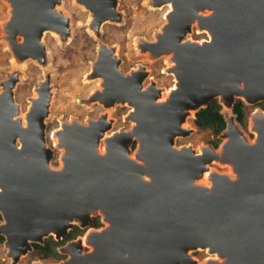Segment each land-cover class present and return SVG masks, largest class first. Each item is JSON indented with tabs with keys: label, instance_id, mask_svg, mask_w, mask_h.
I'll return each instance as SVG.
<instances>
[{
	"label": "water",
	"instance_id": "water-1",
	"mask_svg": "<svg viewBox=\"0 0 264 264\" xmlns=\"http://www.w3.org/2000/svg\"><path fill=\"white\" fill-rule=\"evenodd\" d=\"M158 1H171L173 9L155 41L141 50L153 56L171 53L176 88L166 101H158L161 90L154 83L141 90L142 70L125 78L115 51L99 43L88 77L102 80L104 93L98 95L105 108L132 107L125 119L134 124L104 141L105 155L97 146L111 126L106 114L97 122L87 120L88 125L62 122L56 147L65 150L60 158L64 170H51L54 151L46 144L44 124L50 76L37 89L40 102L30 110L25 127L13 119L18 75L2 83L1 236L12 264L49 236L61 241L74 225L89 227L94 216L107 225L91 230L89 247L79 237L59 248L67 258L57 264H195L190 252L196 250L211 256L204 264H264V111L255 107L249 113L246 129L252 139L232 113L237 100L250 107L264 101V0ZM74 2L86 5L96 19L88 23L97 38L104 23L120 21L116 0ZM6 3L10 16L3 26L4 40L13 62L46 65V32L61 44L70 38L66 13L56 11L62 1ZM193 28L210 36L201 43L183 40ZM213 100L225 122L218 136L222 142L200 148L201 153L190 146L175 147V139L190 132L182 128L185 120H194ZM212 163L228 164L231 175L210 169ZM206 171L209 187L196 183Z\"/></svg>",
	"mask_w": 264,
	"mask_h": 264
},
{
	"label": "rangeland",
	"instance_id": "rangeland-1",
	"mask_svg": "<svg viewBox=\"0 0 264 264\" xmlns=\"http://www.w3.org/2000/svg\"><path fill=\"white\" fill-rule=\"evenodd\" d=\"M61 1L62 9H64L70 22V38L65 44H61L51 31H47L43 43L49 52L48 62L41 66L32 60L22 64L13 62L12 53L4 40L3 31L4 23L10 16L9 6L6 0H0V91L3 88L2 83L9 76L17 74L18 80L13 88V99L14 103L24 112L30 105L29 102L33 99L40 83L43 82L44 76H50L51 102L44 124L46 144L54 150L50 165L56 168L60 165L58 160L60 152L53 147V143L56 139L55 131L61 127L59 125L62 122L70 123L72 120H76L85 124L88 119H96L99 115L106 114V119L111 124L110 132L131 128L132 123L125 119L129 111L128 106L114 104L105 108L101 103L102 101L96 97L98 92H101L102 87L99 84L102 83V80L88 77L99 43L115 51V58L118 59L119 69L124 76L138 72L140 69L145 73L142 88L154 83L158 88L168 89L174 84V78L169 74L170 72L168 73V63L164 60L163 55L161 58L151 60L146 53L140 51L142 43L138 46L139 49L135 45L139 40H154L153 32H156L164 24L163 14L166 6L152 9L153 6L150 5L151 1L149 0H116V20L120 21L119 23H104L101 27V35L97 38L88 23L91 13L81 9L74 0ZM205 35L196 33L195 28H193L188 37L192 40L201 41L206 39ZM183 127L188 128L190 132L186 137L176 138L175 147L190 146L197 151L201 146H209L210 141L213 140L209 131L200 130L194 126L191 117L185 120ZM239 129L243 131L247 139L253 138L246 127L241 126ZM219 140L220 144L222 139ZM135 148L136 142H133L130 149L133 151ZM209 166L210 169L221 173L226 172L229 175L232 173L230 167H224L218 163H212ZM77 228L79 227L77 226ZM70 230L69 232H71ZM83 231L84 229L79 228L78 231L72 233L75 237L72 241L78 239ZM50 239L54 240L53 237L44 240ZM58 250L59 248L56 251L57 254L62 260H65L67 256L59 253ZM87 251L89 249L84 248L83 252ZM190 255L198 261L208 257V254L202 250L190 252ZM35 257L36 255L32 250L27 255L22 256L16 264H38L35 263L37 261ZM62 260H55L53 256H49L47 259L38 261L41 264H53ZM0 264H12L11 258L7 255V249L4 247V238L1 235Z\"/></svg>",
	"mask_w": 264,
	"mask_h": 264
},
{
	"label": "bare ground",
	"instance_id": "bare-ground-1",
	"mask_svg": "<svg viewBox=\"0 0 264 264\" xmlns=\"http://www.w3.org/2000/svg\"><path fill=\"white\" fill-rule=\"evenodd\" d=\"M149 1H151V3H150V5H152L153 7H152V9H155V8H162V7H164V6H166V9H165V12H164V14H163V20H164V24L166 23V20H168V17H167V15L172 11V9H173V6H172V2L170 1V2H167V3H165V4H160L159 3V1L156 3V0H149ZM79 7H81V9H83V10H86V8L85 7H87L86 5H81V4H78V3H76ZM62 6V5H61ZM85 6V7H84ZM60 11V10H62V12H64V9H62V8H58V9H56V11ZM86 11H88V10H86ZM64 14H65V12H64ZM92 18V19H91ZM92 20H96V19H94V16H89V23H91V21ZM104 20H107V19H105L104 18ZM194 20H196V19H194ZM107 23V22H106ZM5 24V23H4ZM196 23H194V26H196L195 25ZM159 32V29L156 31V32H154L153 34H152V36H153V38H154V40H152V41H147V40H142V41H138L137 43H135V45H136V48H138V46L140 45L142 48H144V46H145V44H147V45H150V44H152L154 41H155V35L157 34ZM197 32L198 33H204V34H207L208 35V37L210 36L205 30H203V29H199V28H197ZM46 34H47V32H46ZM186 39H188V40H190V42H192L193 40L192 39H189V37H188V35H187V37H184V39L183 40H186ZM207 39V38H206ZM205 39V40H206ZM196 42H202V40L201 41H196ZM141 47H140V49H141ZM139 49V48H138ZM140 51H142V50H140ZM143 53H146L147 54V56H149V58H151V60L152 59H158V58H161L162 57V55H163V58H164V60L168 63V73L169 74H171V76H173V74L171 73V71H170V68L174 65V62L171 60V53H163L161 56H153V54H151L150 52H148V51H144V49H143V51H142ZM97 54H98V50H97ZM105 55V54H104ZM141 70V69H140ZM138 72H134V73H132V74H130V75H127V76H125V78H132L133 76H135L136 74H137ZM122 75H124V74H122ZM174 82V84L173 85H171V87L170 88H168V89H161V88H158V87H156L157 89H160L161 91H160V94H159V96H158V101H166V99L168 98V96H169V94H170V92H172V90H174L175 88H176V80L174 79L173 80ZM101 84L102 83H100L99 84V86L101 87ZM148 87H149V85L147 86V87H141V90H143V91H146L147 89H148ZM3 90H4V87L2 88V90L0 91V92H3ZM104 93V91H103V89H101V92H98V94H103ZM40 95H39V92L38 91H36V93L34 94V97H33V99L29 102V104L30 105H28V107L26 108V110L24 111V112H22L21 110H20V107L19 106H17L15 103V106L18 108V113H17V115H15V116H13V119L14 120H19V121H21V127H25V126H27V116H28V114L30 113V110H32V108L34 107V105L37 103V102H40V101H38L39 99H40ZM96 97L99 99V95H96ZM114 99V98H113ZM99 100H101V99H99ZM102 101V100H101ZM111 101H112V99H111ZM114 101H116L115 99H114ZM92 102H94V101H92ZM113 103V101L112 102H110V104H112ZM124 105H126V106H128V108H129V111H128V114L126 115L127 117H128V115L130 114V112L133 110L132 109V107H130V105L128 104V103H124ZM23 115V116H22ZM100 116H102V114L101 115H99V117ZM105 118H107L106 116H105ZM227 120H229V122L231 121L230 119H228L229 118V116L227 115ZM254 118H255V116H254ZM97 118L96 119H88V122H90V123H93V121H95V122H97ZM105 120H108V119H105ZM77 123H80V122H77ZM87 123V122H86ZM85 123V124H86ZM81 124V123H80ZM82 124H84V123H82ZM86 125H88V124H86ZM134 124L132 123L131 124V126H133ZM252 125L253 124H250V128H252ZM185 126V125H184ZM59 127H60V125H59ZM182 128H184L183 126H182ZM60 129V128H59ZM59 129H57L55 132H56V139H55V143H53V147H55V148H57L56 147V145L58 144V136H57V131L59 130ZM118 132V131H117ZM115 132H110L108 129L102 134V137H101V140H100V143H99V145L97 146V148L99 149V151H98V153L99 154H101V155H105L106 153H107V148H106V145L104 144V141L106 142V140L107 139H109V138H111L112 136H113V134H114ZM45 137H46V130H45ZM51 140H52V135H51ZM227 140L225 139V141H224V143L226 142ZM223 143V144H224ZM201 149H203L204 148V146H201L200 147ZM198 149L197 151H195L196 153H201V149ZM58 150H59V152H60V154H59V157H58V160H59V163H60V165L56 168V167H53V166H51L52 167V169L51 170H53V171H56V172H60V171H62V170H64V163L61 161V156H62V154H64V152H65V150L62 148V147H58L57 148ZM131 157L134 159L135 157H134V155H131ZM224 167H229L228 166V164H225V165H223ZM208 176H209V172H204L203 174H202V177L201 178H199L197 181H196V183L197 184H199V185H205V186H210V181H209V178H208ZM144 179L146 180V181H149V177L148 176H145L144 175ZM103 223V225H104V227L107 225V223H105V221H103L102 222ZM4 221L2 220L1 222H0V235H2V229L4 228ZM91 230L92 229H87L86 231H85V233L81 236V239H82V244L84 245V246H90L89 244H87V237H88V235L90 234V232H91ZM87 233V234H86ZM67 244V243H66ZM63 251H66V252H68V249H65V250H63ZM204 251V250H203ZM204 252H206V251H204ZM22 257V256H21ZM20 257V258H21ZM209 258L211 259V256L210 255H208V257L207 258H205L204 260H202V261H197L195 264H204L207 260H209ZM215 258V257H214ZM215 259H217V257L215 258ZM35 263H38V264H41V262H39V261H35ZM53 264H55V263H53ZM57 264V263H56Z\"/></svg>",
	"mask_w": 264,
	"mask_h": 264
},
{
	"label": "trees",
	"instance_id": "trees-1",
	"mask_svg": "<svg viewBox=\"0 0 264 264\" xmlns=\"http://www.w3.org/2000/svg\"><path fill=\"white\" fill-rule=\"evenodd\" d=\"M255 107L264 111V101L253 107L246 106L240 100L235 102L232 107V113L236 116V121L240 126L243 128L246 127L249 113ZM193 124L200 130H207L210 132L213 136V140L210 141V145L216 148L220 141L218 136L225 127V122L221 114V106L218 104L217 100L211 101L206 108L200 109L195 114ZM58 245H60V242L51 239L45 240L44 244H34V254L40 259H44L49 256H53L58 259L60 258V255L56 252V247Z\"/></svg>",
	"mask_w": 264,
	"mask_h": 264
},
{
	"label": "flooded vegetation",
	"instance_id": "flooded-vegetation-1",
	"mask_svg": "<svg viewBox=\"0 0 264 264\" xmlns=\"http://www.w3.org/2000/svg\"><path fill=\"white\" fill-rule=\"evenodd\" d=\"M139 72V71H138ZM54 151V150H53ZM53 155H54V153H53ZM53 158V157H52ZM100 217H96L95 218V216H94V218L92 219V223H91V225L89 226V227H87V228H85L84 229V231H83V233H82V235L84 234V232L87 230V229H99V228H102V226L101 225H103V223L101 222V219H99ZM2 221V218H1V216H0V222ZM104 227V226H103ZM78 229L79 228H77V226H74V228L72 229V230H70L71 232H69L68 231V233L66 234V236H65V238L63 239V240H61V242L60 241H57V242H60V245H58L57 247H56V251H57V249L58 248H60V246H64L66 243H68L69 242V240H71L72 241V239L73 238H75L74 237V235L72 234V233H75L76 231H78ZM82 235H80L79 237H81ZM76 236V235H75ZM49 237H51V236H49ZM49 237H47V238H49ZM46 239V238H45ZM44 241L45 240H43V244H44ZM55 241V240H54ZM34 245V244H33ZM32 245V247H33V252H34V246ZM35 258H37V259H35V260H43V259H40V258H38L37 256L35 257ZM54 258V257H53ZM44 259H47V258H44ZM55 260L57 259V258H54ZM57 260H62V258H60V259H57ZM58 262H60V261H58ZM57 262V263H58ZM56 264V263H55Z\"/></svg>",
	"mask_w": 264,
	"mask_h": 264
}]
</instances>
